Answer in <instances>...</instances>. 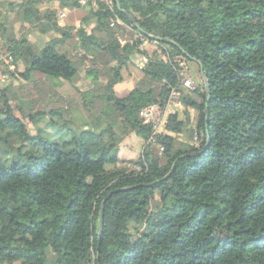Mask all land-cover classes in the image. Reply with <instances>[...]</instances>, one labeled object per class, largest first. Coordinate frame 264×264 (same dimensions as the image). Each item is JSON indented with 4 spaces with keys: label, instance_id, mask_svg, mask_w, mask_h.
Wrapping results in <instances>:
<instances>
[{
    "label": "trees",
    "instance_id": "trees-1",
    "mask_svg": "<svg viewBox=\"0 0 264 264\" xmlns=\"http://www.w3.org/2000/svg\"><path fill=\"white\" fill-rule=\"evenodd\" d=\"M65 7L79 8L0 1V39L25 82L14 94L7 81L3 98L38 130L18 132L22 119L0 103V264H264V0L89 4L80 28L58 26ZM12 13L59 37L33 54L27 35L8 33ZM182 62L199 67L207 107L205 88L197 99L181 89ZM131 65L138 81L118 97ZM82 68L104 92L96 110L78 86L59 92ZM16 69L1 72L14 80ZM173 89L185 120L171 116L154 136L140 111H164ZM187 122L198 145L180 141ZM129 135L146 142L138 158L122 154Z\"/></svg>",
    "mask_w": 264,
    "mask_h": 264
},
{
    "label": "rangeland",
    "instance_id": "rangeland-1",
    "mask_svg": "<svg viewBox=\"0 0 264 264\" xmlns=\"http://www.w3.org/2000/svg\"><path fill=\"white\" fill-rule=\"evenodd\" d=\"M0 1H4V0H0ZM29 5L33 6L34 1H32ZM40 8L42 10L49 9V6L40 5ZM7 12L8 11H6L5 13ZM85 15L86 14L84 13V16ZM84 16L81 15L80 17H75V15L73 14L69 19L68 25L76 24L77 21H81L82 19H84ZM7 29H8V33H13L15 36H18V37L27 35L29 44L31 45L32 53L35 55H38L41 52V50L44 48V44L47 41H50L51 39L57 37L56 35L54 36L53 33H49L47 35L41 34L38 31V29L30 25L25 19H18L15 15H13V13L11 14V19H10V22L8 23ZM143 46L147 47V51L149 52L150 55H152L154 52H157V51L161 52L156 44L145 43ZM66 50H70V49L67 47ZM138 62L140 63V60L136 62L137 65L139 64ZM188 65L190 68L191 79L194 85L196 86V90L198 88H201V89L205 88L206 90V84L204 83V80L202 79L200 75L199 67L195 63H190ZM130 69H131V73H130L131 75L128 76V80L124 82L123 84L116 86V94L118 97H121V98L127 97L128 94L133 89L134 84L138 81V74H137V70H135L134 65H131ZM23 71H24L23 66H20L18 69H16V72H15L16 78L12 80L10 76L8 79L9 81L8 84L10 82L13 83L12 93L14 94L17 92V89L20 87V84L25 83L22 77L20 76V74ZM5 84L0 83V103L4 105L5 107L12 109L15 115L19 116L22 119V126L16 128L18 132L22 134H30V135L35 136L38 130L35 128V126L32 123H30V121L27 118H24L20 115L18 108H17V103H14V102L11 104L5 103V100L2 94ZM76 86L80 87L81 91L84 94L85 100L91 109L96 110L100 108V105H101L100 100H97L96 98L94 99L93 96L96 94H103L104 92L102 88L92 84V82H90L86 78L83 68L80 73L78 82L76 81L74 84H71L68 81H64L63 85L59 88V92L65 95H74L76 93V89H75ZM95 89H98V92H96ZM191 95L194 99H197V95L195 94V92L191 93ZM188 111L189 113H191L192 119H194L195 121V118H194L195 110L188 109ZM185 112L186 111H183L182 114H180L181 119L185 120ZM186 127H187V132L180 135L179 138L181 140V143L183 142L182 143L183 145H190L194 140L193 137H194L195 129H194V126L190 122L187 124ZM145 143H146L145 141L136 137L135 135H129L124 141V144L128 148L123 149L122 154L124 155V153H126L125 155L127 156L126 157L127 159L138 158L140 154L142 153L143 149L145 148V145H146ZM119 165L122 166V163H119ZM158 199H159V194H157L154 204L158 203ZM15 264H19V263H15Z\"/></svg>",
    "mask_w": 264,
    "mask_h": 264
},
{
    "label": "built area",
    "instance_id": "built-area-1",
    "mask_svg": "<svg viewBox=\"0 0 264 264\" xmlns=\"http://www.w3.org/2000/svg\"><path fill=\"white\" fill-rule=\"evenodd\" d=\"M72 3L78 5L79 8H84L89 4H92L93 7H105L109 10H113L116 4V0H70ZM79 8H63L59 10L58 14L56 15L55 19L59 27H66L68 25L70 17L73 15V11ZM119 22V21H118ZM115 21H112L111 27L115 26ZM120 23V22H119ZM78 27L81 26L80 21L76 22ZM126 41L123 40L122 44H125ZM13 56L10 52H6L3 48V43L0 39V83L5 84L9 76L3 74L1 72V67H9V70L14 71L16 67L13 64ZM148 63L147 58H143L142 62L140 63V69L144 68L145 65ZM179 75H180V87L186 94H191L193 91L196 90V86L194 85L191 79V73L189 65L185 62L180 63L179 66ZM182 92L178 89H173L168 101L166 103L164 111H162L161 107L153 104L143 108L140 111V118L142 119L143 123L146 125H151L153 127V135L158 136L165 132L169 118L173 115H180L183 111H185V105L182 99ZM200 134L196 131L194 133V140L191 143L192 145H198ZM151 143L156 142V139L153 137L150 141ZM160 153L164 151V147H159Z\"/></svg>",
    "mask_w": 264,
    "mask_h": 264
},
{
    "label": "crops",
    "instance_id": "crops-1",
    "mask_svg": "<svg viewBox=\"0 0 264 264\" xmlns=\"http://www.w3.org/2000/svg\"><path fill=\"white\" fill-rule=\"evenodd\" d=\"M84 13H85V11L84 10H80V9H75L74 11H73V14L75 15V17H80L81 15L82 16H84ZM85 17V16H84ZM82 22H83V19L80 21V23H81V26H82ZM73 26H75L76 28H80V27H78L76 24H74ZM53 34H54V36L56 35L57 37H59V35H57V33H54V32H52ZM56 38V37H55ZM126 42H128V40H127V38H125L124 39ZM29 41V40H28ZM48 42V41H47ZM46 42V43H47ZM45 43V44H46ZM44 44V45H45ZM144 47V46H143ZM144 48H146L147 49V47H144ZM143 58H145V57H143ZM143 58L140 60V63L142 62V60H143ZM139 63V62H138ZM140 63L138 64V67L140 68ZM115 91H116V89H115ZM132 91V90H131ZM190 110H194V109H190ZM180 116V115H179ZM180 119H181V117H180ZM181 120H184V119H181ZM181 141V140H180ZM183 143V142H182Z\"/></svg>",
    "mask_w": 264,
    "mask_h": 264
},
{
    "label": "water",
    "instance_id": "water-1",
    "mask_svg": "<svg viewBox=\"0 0 264 264\" xmlns=\"http://www.w3.org/2000/svg\"><path fill=\"white\" fill-rule=\"evenodd\" d=\"M117 5H120V0H117ZM135 25L137 26V23H135ZM206 91H207V102H206V107H207L208 104H209V100H210V93H209V89H208L207 83H206ZM206 117L208 118L207 112H206ZM206 132H208V127L206 128ZM101 217H102V219H101L100 238H101V232L103 230V225H104V207L102 208Z\"/></svg>",
    "mask_w": 264,
    "mask_h": 264
}]
</instances>
